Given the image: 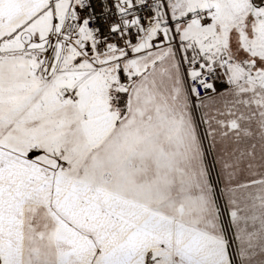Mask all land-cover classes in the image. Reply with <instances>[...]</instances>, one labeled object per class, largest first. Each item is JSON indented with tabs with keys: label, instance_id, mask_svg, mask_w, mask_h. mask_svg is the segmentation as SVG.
Instances as JSON below:
<instances>
[{
	"label": "snow or ice",
	"instance_id": "1",
	"mask_svg": "<svg viewBox=\"0 0 264 264\" xmlns=\"http://www.w3.org/2000/svg\"><path fill=\"white\" fill-rule=\"evenodd\" d=\"M0 264H264V0H0Z\"/></svg>",
	"mask_w": 264,
	"mask_h": 264
}]
</instances>
